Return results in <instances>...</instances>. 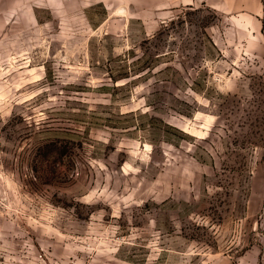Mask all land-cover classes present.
Returning <instances> with one entry per match:
<instances>
[{
    "label": "rangeland",
    "instance_id": "obj_1",
    "mask_svg": "<svg viewBox=\"0 0 264 264\" xmlns=\"http://www.w3.org/2000/svg\"><path fill=\"white\" fill-rule=\"evenodd\" d=\"M154 2L0 0V264H264V0Z\"/></svg>",
    "mask_w": 264,
    "mask_h": 264
},
{
    "label": "crops",
    "instance_id": "obj_2",
    "mask_svg": "<svg viewBox=\"0 0 264 264\" xmlns=\"http://www.w3.org/2000/svg\"><path fill=\"white\" fill-rule=\"evenodd\" d=\"M154 1H155L154 3L158 2L164 7H166V6L172 7V6H176L178 1L181 3H184V4H192L196 0H154ZM258 13H260V12H258Z\"/></svg>",
    "mask_w": 264,
    "mask_h": 264
}]
</instances>
